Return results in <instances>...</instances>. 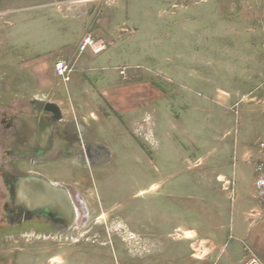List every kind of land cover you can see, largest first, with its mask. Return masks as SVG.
Here are the masks:
<instances>
[{
	"label": "rangeland",
	"instance_id": "rangeland-1",
	"mask_svg": "<svg viewBox=\"0 0 264 264\" xmlns=\"http://www.w3.org/2000/svg\"><path fill=\"white\" fill-rule=\"evenodd\" d=\"M0 34V264L264 261V0H0ZM37 100L61 109L47 149L10 153L3 114ZM30 175L70 223L12 211Z\"/></svg>",
	"mask_w": 264,
	"mask_h": 264
},
{
	"label": "water",
	"instance_id": "water-1",
	"mask_svg": "<svg viewBox=\"0 0 264 264\" xmlns=\"http://www.w3.org/2000/svg\"><path fill=\"white\" fill-rule=\"evenodd\" d=\"M36 104L43 105L47 111L57 114L56 118L61 117V109L58 104L35 101ZM20 123L26 125L35 134L40 131L42 124L37 118H19ZM47 132H43L44 140L50 134V126H46ZM49 130V131H48ZM30 142H34L31 140ZM13 210L18 211L17 206H24L29 210L37 208H48L61 215L66 223H70L74 218V207L67 189L56 186L45 178L30 175L20 176L13 179Z\"/></svg>",
	"mask_w": 264,
	"mask_h": 264
},
{
	"label": "flooded vegetation",
	"instance_id": "flooded-vegetation-1",
	"mask_svg": "<svg viewBox=\"0 0 264 264\" xmlns=\"http://www.w3.org/2000/svg\"><path fill=\"white\" fill-rule=\"evenodd\" d=\"M35 113H22V114H10L4 113L2 116V123L4 129L8 130V139L6 140V146L10 153H21V154H39L47 149L54 130V121H57V114L51 111H47L43 105L35 104ZM37 118L42 127L40 131L34 132L30 128L20 123L19 118ZM61 118V117H60ZM59 118V119H60ZM50 126V134L46 137L43 142V132H47L46 126ZM49 131V130H48ZM33 140L34 142H30ZM12 211L16 213L17 211ZM18 209V206H17Z\"/></svg>",
	"mask_w": 264,
	"mask_h": 264
},
{
	"label": "built area",
	"instance_id": "built-area-1",
	"mask_svg": "<svg viewBox=\"0 0 264 264\" xmlns=\"http://www.w3.org/2000/svg\"><path fill=\"white\" fill-rule=\"evenodd\" d=\"M105 48L106 44L103 41L96 40L91 34H85L78 47L80 52L89 50L94 54L102 52ZM54 71L62 81L68 82L71 79L73 67L65 59L60 58L54 63ZM256 185L259 189L258 195L264 207V175H260L256 181ZM242 264H264V261L256 254H251Z\"/></svg>",
	"mask_w": 264,
	"mask_h": 264
},
{
	"label": "crops",
	"instance_id": "crops-1",
	"mask_svg": "<svg viewBox=\"0 0 264 264\" xmlns=\"http://www.w3.org/2000/svg\"><path fill=\"white\" fill-rule=\"evenodd\" d=\"M7 25L9 24V23H6ZM5 42H6V39L4 38V36H2L1 34H0V71L2 72V71H4V72H6L7 70L6 69H3L2 70V66L4 65V61H3V58H2V55L4 54L3 53V48H5L6 47V45H5ZM33 66H34V64H32ZM32 65H29L28 64V66H27V68H31L32 67Z\"/></svg>",
	"mask_w": 264,
	"mask_h": 264
},
{
	"label": "bare ground",
	"instance_id": "bare-ground-1",
	"mask_svg": "<svg viewBox=\"0 0 264 264\" xmlns=\"http://www.w3.org/2000/svg\"><path fill=\"white\" fill-rule=\"evenodd\" d=\"M81 129V128H80ZM82 166H84V165H82ZM54 185H56V186H59L57 183H54ZM82 202V201H81ZM74 205V204H73ZM81 205H83V204H81ZM74 213H75V215H76V210H75V206H74Z\"/></svg>",
	"mask_w": 264,
	"mask_h": 264
}]
</instances>
